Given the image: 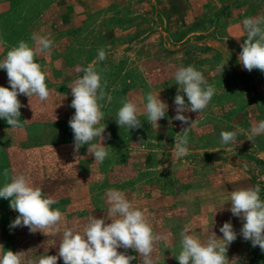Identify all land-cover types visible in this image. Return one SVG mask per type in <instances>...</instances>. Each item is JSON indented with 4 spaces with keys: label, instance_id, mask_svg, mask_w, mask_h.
<instances>
[{
    "label": "rangeland",
    "instance_id": "obj_1",
    "mask_svg": "<svg viewBox=\"0 0 264 264\" xmlns=\"http://www.w3.org/2000/svg\"><path fill=\"white\" fill-rule=\"evenodd\" d=\"M264 16V0H0V61L19 41L35 47L33 34L53 41L36 62L47 73L50 99L18 96L23 107L21 128L0 118V186L13 175H27L34 186L58 201L64 215L59 234L30 233L27 227L10 229L18 213L0 198V245L25 252L27 257L57 255L65 227L82 233L89 218L107 217L109 189L125 193L146 213L153 231L168 240L156 245L157 264H179L180 233L206 240L231 222L237 239L229 246V260L237 264H264V252L240 235L243 221L230 211L234 190L261 187L264 199V135L248 140L255 123L264 120V73L245 70L238 62L246 39L242 21ZM103 48L107 58L96 69L107 81L106 126L102 141L109 152L103 163L88 153V145L74 152L69 120L71 87L83 73L78 69L96 60ZM226 64L224 70L218 67ZM193 66L216 93L200 112H185L190 154L173 156L175 138L189 125L176 121L174 98L179 85L175 71ZM0 86L9 87L0 69ZM151 92L169 106L159 127L146 116ZM184 95L185 102L187 97ZM122 101L135 103L142 127L121 128L117 112ZM221 131H238L234 144L221 143ZM110 134V138H107ZM99 138L93 143H99ZM9 170V179L3 176ZM137 256L133 249H118ZM3 251H0V255ZM57 264H63L62 258Z\"/></svg>",
    "mask_w": 264,
    "mask_h": 264
},
{
    "label": "clouds",
    "instance_id": "obj_2",
    "mask_svg": "<svg viewBox=\"0 0 264 264\" xmlns=\"http://www.w3.org/2000/svg\"><path fill=\"white\" fill-rule=\"evenodd\" d=\"M242 24L246 39L241 44L238 62L249 72L258 69L264 73V16L245 18ZM31 39L35 47H30L29 43L21 40L0 61V69L6 71L10 85V88L0 86V118L6 120L11 128H21L27 122L20 119L23 105L18 99L19 95L27 96L29 101L35 96L40 102L49 100L51 96L46 84L47 73L36 62V57L50 51L53 41L37 34H33ZM106 58V51L99 49L95 61L78 69L83 75L71 87L73 99L70 107L75 109V113L69 120V126L74 134V152L88 145V153L94 156L97 163H103L109 156L107 147L102 143L106 139L103 135L106 126L101 121L104 119L102 109L105 107L102 102H111L112 97L105 91L107 81L102 80L101 73L96 69L97 61H104ZM225 65L218 66L222 72ZM174 79L179 88L174 98L176 115L173 119L189 125L182 130L183 135L175 138L173 156L179 159L190 154L188 130L193 122L190 123V118L184 113L204 111L216 89L208 83L201 71L191 65L179 67ZM181 93L186 95L187 103ZM146 101L147 121L159 127L158 121L165 118L169 106L151 92L146 95ZM116 122L121 128L128 130L142 127L137 105L131 101H122ZM260 135H264V120L252 126L247 139L253 141ZM237 136L238 131H221V143L234 144ZM97 138L100 142L93 143ZM107 138H110V134ZM3 176L6 181L9 179L8 169H4ZM259 180L264 181V176H260ZM0 198L9 200L10 208L18 213L11 222L10 229L27 227L30 233L41 232L46 236L49 233H60L64 215L53 207L58 201L47 196L40 187L34 186L27 175L21 173L11 176L10 182L0 186ZM107 202L110 205L107 217L111 223H106L104 218L91 216L82 233L65 227L57 255L34 259L27 257L23 251H5L0 245V251H3L0 264H57L60 258L63 264H130L137 259V256L119 252L118 249L121 248L135 250L142 264H157V259L153 257L156 245L162 240L167 242L168 237L153 231L145 211L135 207L124 192L109 189ZM230 205L232 215L243 221L240 235L245 241H250L252 247L259 246L264 252V199L261 198L260 184L254 188L232 191ZM219 231L223 234L222 238L211 231L206 240L189 234L187 230L182 231L181 250L175 256L179 264H237V258L229 260L227 256L229 246L237 239V232L231 222H225Z\"/></svg>",
    "mask_w": 264,
    "mask_h": 264
}]
</instances>
